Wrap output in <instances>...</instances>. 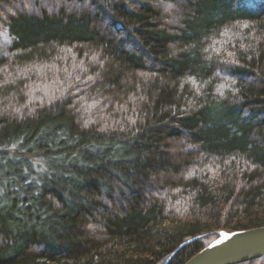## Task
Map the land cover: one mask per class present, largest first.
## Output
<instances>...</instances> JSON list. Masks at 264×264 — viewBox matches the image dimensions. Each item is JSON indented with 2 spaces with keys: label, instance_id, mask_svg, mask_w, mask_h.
<instances>
[{
  "label": "trees",
  "instance_id": "obj_1",
  "mask_svg": "<svg viewBox=\"0 0 264 264\" xmlns=\"http://www.w3.org/2000/svg\"><path fill=\"white\" fill-rule=\"evenodd\" d=\"M1 31L0 264H184L264 225V0H0Z\"/></svg>",
  "mask_w": 264,
  "mask_h": 264
},
{
  "label": "water",
  "instance_id": "obj_2",
  "mask_svg": "<svg viewBox=\"0 0 264 264\" xmlns=\"http://www.w3.org/2000/svg\"><path fill=\"white\" fill-rule=\"evenodd\" d=\"M220 236L184 264H239L264 257V225L233 231ZM188 239L182 246L194 239Z\"/></svg>",
  "mask_w": 264,
  "mask_h": 264
},
{
  "label": "rangeland",
  "instance_id": "obj_3",
  "mask_svg": "<svg viewBox=\"0 0 264 264\" xmlns=\"http://www.w3.org/2000/svg\"><path fill=\"white\" fill-rule=\"evenodd\" d=\"M12 43V36L8 31L0 32V56L6 55Z\"/></svg>",
  "mask_w": 264,
  "mask_h": 264
}]
</instances>
